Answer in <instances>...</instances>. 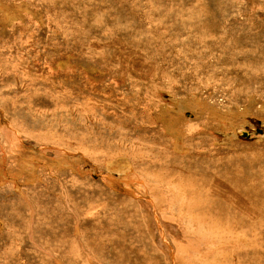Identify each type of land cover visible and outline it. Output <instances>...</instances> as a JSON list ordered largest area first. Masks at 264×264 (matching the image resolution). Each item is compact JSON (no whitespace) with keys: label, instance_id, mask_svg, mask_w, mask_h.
<instances>
[{"label":"rangeland","instance_id":"rangeland-1","mask_svg":"<svg viewBox=\"0 0 264 264\" xmlns=\"http://www.w3.org/2000/svg\"><path fill=\"white\" fill-rule=\"evenodd\" d=\"M263 186L264 0H0V264H264Z\"/></svg>","mask_w":264,"mask_h":264},{"label":"bare ground","instance_id":"bare-ground-1","mask_svg":"<svg viewBox=\"0 0 264 264\" xmlns=\"http://www.w3.org/2000/svg\"><path fill=\"white\" fill-rule=\"evenodd\" d=\"M245 73H246V72H245ZM246 75H248V74L246 73ZM247 77H248V76H247ZM249 78H250V77H249ZM198 135H199V134H198ZM211 165H212V164H211ZM214 165H215V164H214ZM207 167H208V166H207ZM212 167H213V166H212ZM164 168H165V167H164ZM164 168H162V169L164 170ZM208 168H209V167H208ZM169 169H170V168H169ZM209 169H210V168H209ZM214 169H216V168H214ZM224 169H225V168H224ZM212 170H213V169H212ZM220 170H221V169H220ZM210 171H211V170H210ZM217 171H218V170H217ZM161 174H162V173H161ZM165 175H166V174H165ZM185 175H187V174H185ZM205 175H206V174H205ZM196 176H197V175H196ZM206 176H208V175H206ZM197 181H198V180H197ZM202 186H203V185H202ZM263 187H264V186H263ZM256 189H257V188H256ZM262 189H263V188H262ZM254 190H255V189H254ZM206 191H207V190H206ZM206 191H205V192H206ZM257 191H258V190H257ZM203 192H204V190H203ZM260 192H261V191H260ZM263 192H264V191H263ZM239 193H240V192H239ZM256 193H257V192H256ZM243 194H245V193H243ZM201 195H202V194H201ZM207 195H208V194H207ZM259 195H260V194H259ZM202 196H203V195H202ZM207 197H208V196H207ZM207 197H206V199H207ZM209 197H210V196H209ZM214 197H215V196H214ZM255 197H257V196H255ZM197 198H198V197H197ZM201 198H202V197H201ZM203 198H204V197H203ZM249 198H250V197H249ZM257 198H258V197H257ZM199 199H200V198H199ZM211 199H212V198H211ZM221 199H222V198H221ZM217 200H218V199H217ZM197 201H198V200H197ZM254 202H255V200H254ZM195 203H196V202H195ZM211 203H212V202H211ZM216 203H217V202H216ZM218 203L220 204V202H218ZM218 203H217V204H218ZM252 203H253V201H252ZM252 203H251V204H252ZM217 204H216V205H217ZM206 205H207V203H206ZM208 205H210V203H209ZM224 205H225V204H224ZM213 206H214V205H213ZM213 206H212V207H213ZM219 206H220V205H219ZM221 206H222V205H221ZM229 206H230V205H229ZM253 206H254V205H253ZM216 208L219 209L218 207H216ZM196 209H197V208H196ZM212 209H213V208H212ZM214 209H215V208H214ZM221 210H224V209L222 208ZM230 210H231V212H232V209H230ZM233 210H235V209H233ZM213 212H214V211H213ZM217 212H218V211H217ZM224 213H225V212H224ZM226 213H228V212H226ZM233 214H234V213H233ZM216 215H217V213H216ZM227 215H228V214H226V217H227ZM211 216H212V215H211ZM221 216H222V215H221ZM218 217H219V216L217 215V218H218ZM226 217H225V218H226ZM217 218H216V219H217ZM219 218H220V217H219ZM225 218H224V215H223V219H225ZM230 218H231V217H230ZM218 220H220V219H217V221H218ZM225 220H226V219H225ZM227 220H228V219H227ZM227 220H226V221H227ZM222 221H223V220H222ZM228 221H229V220H228ZM223 222H224V221H223ZM223 222H221V224H223ZM233 223H234V222H233ZM230 226H231V225H230ZM53 228H54V227H53ZM53 228H52V229H53ZM56 228H57V227H56ZM56 228H55V230H56ZM55 230H54V231H55ZM234 232H235V231H234ZM225 237H226V236H225ZM129 242H130V241H129ZM134 243H135V241H134ZM227 243H228V242H227ZM137 244H138V243H137ZM137 244H136V245H137ZM222 244H223V243H222ZM224 244H225V242H224ZM128 245L130 246V244H128ZM136 245H135V246H136ZM138 245H139V244H138ZM220 245H221V244H220ZM132 246L134 247L133 244H132ZM222 246H223V245H222ZM228 246H229V244H228ZM217 247H218V246H217ZM224 247H226V246H224ZM224 247H221V248L224 249ZM229 247H231V246H229ZM131 248H132V247H131ZM131 248H130V249H131ZM136 249H137V248H136ZM211 249H212V248H211ZM217 249H218V248H217ZM230 249H232V248H230ZM234 249H235V248H234ZM132 250H133V249H132ZM134 250H135V249H134ZM209 250H210V249H209ZM212 250H213V249H212ZM226 250H228V249H226ZM232 250H233V249H232ZM210 251H211V250H210ZM223 251H224V250H223ZM211 252H212V251H211ZM211 252H210V253H211ZM221 252H222V251H220V253H221ZM207 254H208V253H207ZM212 255H213V254H212ZM208 256H209V255H208ZM261 257H262V256H261ZM261 257L258 258V259H261ZM27 259H28V258H27ZM27 261H28V260H27ZM249 261H250V260H249ZM32 263H33V262H32ZM219 263H220V262H219ZM250 263H251V262H250ZM252 263H254V262H252ZM36 264H37V263H36ZM220 264H221V263H220ZM230 264H232V263H230ZM246 264H247V263H246ZM254 264H255V263H254Z\"/></svg>","mask_w":264,"mask_h":264}]
</instances>
